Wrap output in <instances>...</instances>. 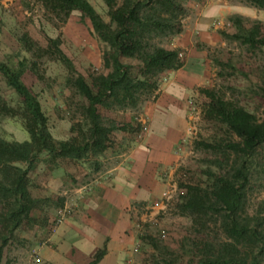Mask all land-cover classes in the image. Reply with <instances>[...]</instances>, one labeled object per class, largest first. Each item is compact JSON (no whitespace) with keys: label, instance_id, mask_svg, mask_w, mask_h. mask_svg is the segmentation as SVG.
Wrapping results in <instances>:
<instances>
[{"label":"trees","instance_id":"16d2710c","mask_svg":"<svg viewBox=\"0 0 264 264\" xmlns=\"http://www.w3.org/2000/svg\"><path fill=\"white\" fill-rule=\"evenodd\" d=\"M46 14L64 22L73 11L88 18L93 31L105 44L103 66L108 73H91L88 80L78 73L66 78L80 97L78 111L81 121L71 125L70 136L56 139L42 110L37 94L22 80L29 69L42 80L35 61L25 64L24 58L13 61L0 59V75L12 88L15 103L0 94V119H11L25 132L21 139H8L0 128V264L9 242L26 224L38 221L32 211L39 204L31 191L30 172L41 153L52 163L87 164L98 171L100 157L115 144V130H135L131 124H107L99 106L136 107L145 93L152 94L158 86V76L177 69L183 62L177 49L161 46L155 40L181 31L185 0H102L108 20L95 10L89 0H36ZM264 10V0H240ZM235 31L219 33L227 40L239 41L248 48L264 46L261 23L239 15L228 17ZM24 50L33 52L34 41L26 34L18 38ZM47 47H36L37 53L54 52L73 68L69 58L59 48L58 38H47ZM50 46L54 49L50 51ZM137 72L132 73V65ZM205 98L202 118L214 123L216 135L194 140L193 148L210 153L203 158L200 180L180 181L182 188L173 200L177 213L191 218L195 230L204 232L212 226L222 237L201 241L199 258L189 264H264V197L253 210L248 208V190L253 180L264 174V117L228 100L211 88H198ZM263 95H264V89ZM182 168L177 170L181 172ZM156 251L166 248L150 235H139ZM105 253L98 249L88 264H97ZM161 255V254H160ZM174 264L175 260H168ZM176 264V263H175Z\"/></svg>","mask_w":264,"mask_h":264},{"label":"rangeland","instance_id":"374dc122","mask_svg":"<svg viewBox=\"0 0 264 264\" xmlns=\"http://www.w3.org/2000/svg\"><path fill=\"white\" fill-rule=\"evenodd\" d=\"M95 10L108 20L106 8L102 0H89ZM202 1V0H201ZM200 0H185V12L181 19V29L185 17L193 10ZM230 4L247 5L240 0H227ZM255 8V7H254ZM257 9V8H256ZM263 10V9H258ZM217 18L212 22L216 27L217 39L202 45L206 52L208 81L201 87L211 88L228 100H232L244 109L253 112L261 119L264 117V46L250 49L239 41L225 39L219 31L232 34L235 29L228 17ZM264 34V23H261ZM26 34L35 45L31 53L25 51L19 41ZM174 35L155 40L163 47L169 48ZM58 38L59 48L72 63L69 66L54 52L52 55L37 54L36 47H47V38ZM54 47L50 46V51ZM105 44L93 31L88 18H81L78 11L70 13L69 17L60 22L50 14H46L36 0H0V59L7 60L14 54L13 61L24 58L25 64L35 61L37 70L42 74V80L27 69L23 75V82L30 87L38 97L42 110L48 116L50 130L56 139L70 136L72 124L81 121L78 111L80 97L76 91L66 84V78L75 77L78 73L88 80L91 73H108L103 66L102 54ZM179 58L182 54L179 52ZM137 72V65L133 63L132 73ZM197 98L187 100L189 113L190 144L188 153L177 166L169 182V192L161 199L160 208H143L135 213V236L133 264H169L168 260H175L176 264L195 263L199 258L201 241L211 240L222 235L215 226L204 232H198L189 216L177 213L172 200L182 192L178 186L180 181L200 180L203 158L210 157V153L202 149H194V140H204L216 135L217 127L214 123L202 118L201 108L205 98L199 93ZM0 94L11 103L17 99L16 92L8 87L0 75ZM153 94V93H152ZM152 94L145 93L136 107L99 106L103 120L107 124H131L135 130H115V144L105 151L98 160L101 170L105 165L113 162L112 156L120 150L130 147L137 131H140V119L143 103ZM11 119H0V128L6 132L8 139H21L25 132L13 123ZM1 130V129H0ZM264 160V148L261 149ZM182 171L177 173V170ZM97 171L89 169L87 164L66 162L63 165L52 163L46 153H41L29 176L31 191L38 198L39 204L32 211L38 220L33 224H26L16 232L17 239L9 242L5 248L2 264H47L39 258L37 248L59 224L56 219L59 214L71 211L82 196V192H74L80 186L90 181ZM264 197V174L254 179L248 190V208L253 210L256 203ZM73 202V204H72ZM139 235H150L166 248L163 253L155 251ZM161 254V255H160ZM174 263V264H175Z\"/></svg>","mask_w":264,"mask_h":264},{"label":"crops","instance_id":"0c3cea01","mask_svg":"<svg viewBox=\"0 0 264 264\" xmlns=\"http://www.w3.org/2000/svg\"><path fill=\"white\" fill-rule=\"evenodd\" d=\"M232 5L202 0L185 17L169 47L182 54V66L159 74L157 89L141 108L142 126L130 147L116 152L110 165L74 190L83 193L78 205L35 248L40 259L47 264H88L104 248L97 264H133L135 213L161 207L171 176L188 153L187 100H195L197 88L208 81L202 45L217 39L212 22L231 14ZM205 13L215 19L205 18ZM197 24L205 30L198 31Z\"/></svg>","mask_w":264,"mask_h":264},{"label":"clouds","instance_id":"9594fccd","mask_svg":"<svg viewBox=\"0 0 264 264\" xmlns=\"http://www.w3.org/2000/svg\"><path fill=\"white\" fill-rule=\"evenodd\" d=\"M232 13L233 15H239L242 18H246L250 21L253 22H260V23H264V10H258L250 5H232ZM205 18H209V19H215V17H208V14L205 13ZM197 30H205L203 28V25L201 24H197L196 25Z\"/></svg>","mask_w":264,"mask_h":264},{"label":"built area","instance_id":"2783aa9c","mask_svg":"<svg viewBox=\"0 0 264 264\" xmlns=\"http://www.w3.org/2000/svg\"><path fill=\"white\" fill-rule=\"evenodd\" d=\"M178 55H180V54H178ZM142 128L145 129V128H146L145 125H143ZM62 218H63V215H62V213H60V214H59V217H57V219H56L57 223L61 222V219H62Z\"/></svg>","mask_w":264,"mask_h":264}]
</instances>
